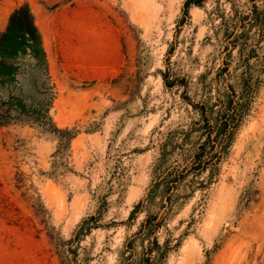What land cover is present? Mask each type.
<instances>
[{"label":"rangeland","instance_id":"rangeland-1","mask_svg":"<svg viewBox=\"0 0 264 264\" xmlns=\"http://www.w3.org/2000/svg\"><path fill=\"white\" fill-rule=\"evenodd\" d=\"M185 1L0 0L48 58L0 97L67 130L0 124V264H264V0Z\"/></svg>","mask_w":264,"mask_h":264},{"label":"trees","instance_id":"trees-1","mask_svg":"<svg viewBox=\"0 0 264 264\" xmlns=\"http://www.w3.org/2000/svg\"><path fill=\"white\" fill-rule=\"evenodd\" d=\"M204 1L205 0H186L185 11L188 12L192 5L202 6ZM254 16L257 21L261 17V11L257 6H254ZM47 67L48 58L44 48L43 37L37 25L34 12L29 3H23L12 11L7 28L0 33V89L8 84L16 83L20 74H23L24 71L27 72L29 69L45 70ZM205 107L206 106L204 105L202 106L203 112H205ZM232 107L231 103L222 124L224 127L223 132L225 134L229 133V131L234 127L235 110ZM48 110L49 108L46 105H44V107H35L32 104L27 103L24 97L11 93L7 99L0 97V124L26 121L32 123L37 122L40 123V125L43 124L46 128L48 126H52L48 128L50 130H54L56 132H66L67 130L58 128L53 123L52 118L47 114ZM208 126L210 128L211 125ZM71 137L72 133L68 138L70 139ZM209 142H212L211 139L200 146L202 151L195 156V163H198L199 167L204 166L202 159L207 154L206 145ZM192 169H196V167L193 166ZM169 173L167 175H169ZM163 179L165 178H162L161 181ZM152 195L153 194H151L150 191L147 197L149 201L151 200ZM140 205H142V203L138 204L136 208H139ZM135 210L136 209L132 211V215ZM91 219H94V216L85 219L83 223H88ZM151 221L152 217L150 216L142 224V228L139 233L145 228L149 229ZM152 243L153 244L151 245L149 252L147 254L144 253V255L147 256H144L141 259L143 264H161V259L157 252L159 243L157 239H155ZM127 247L132 248V243H128ZM124 264L133 263L129 261L124 262Z\"/></svg>","mask_w":264,"mask_h":264}]
</instances>
